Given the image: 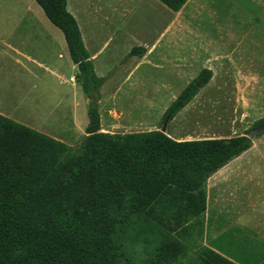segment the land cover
I'll use <instances>...</instances> for the list:
<instances>
[{"label": "trees", "instance_id": "1", "mask_svg": "<svg viewBox=\"0 0 264 264\" xmlns=\"http://www.w3.org/2000/svg\"><path fill=\"white\" fill-rule=\"evenodd\" d=\"M33 1L63 34L78 68L75 80L88 99V124L73 151L0 115V264H121L117 244L126 234L119 237L118 230L127 222L150 225L153 238L155 228H164L152 264H172L187 250L195 252L197 264H242L227 256L235 251L234 230L208 246L194 236L203 232L207 180L251 147L247 134L264 118L229 138L175 140L160 130L102 132L98 100L107 77L95 74L67 0ZM159 1L178 11L187 0ZM144 52L133 47L128 57ZM211 77V70L202 69L163 120H172Z\"/></svg>", "mask_w": 264, "mask_h": 264}, {"label": "crops", "instance_id": "2", "mask_svg": "<svg viewBox=\"0 0 264 264\" xmlns=\"http://www.w3.org/2000/svg\"><path fill=\"white\" fill-rule=\"evenodd\" d=\"M32 1H26V9L14 19L13 28L4 29V25L0 24V91L5 90V97H0V115L42 132L43 125L36 127V123L29 124L14 118L24 115L19 111L22 102L30 103V88L23 85L46 83L49 77L63 83L61 79H67L64 74L70 73L68 76L75 77L78 68L69 57L63 34L52 31L49 26L53 24L44 13L45 17L41 15L40 18V11L34 9L32 4L30 6ZM130 1H139L137 14L136 8H133V12L132 8L126 7L129 0H109L107 6L104 0H67V10L78 23L95 74L107 77L99 90L98 100L102 132L133 133L117 132L112 125L109 126L112 123L110 120L107 121V127L103 122V115L107 114H136L126 102L129 85L136 88L139 102L136 111H140V115L154 113L155 107H160L164 115L182 90L178 85L190 83L202 69L211 70L212 77L201 89L210 85L217 70H224L222 73L227 76L233 74L229 69H240V82L264 84V72H261L264 69V0H187L178 11L170 10L159 0ZM91 3L92 6H88ZM245 5L251 6L252 11L247 12ZM83 19L87 21L81 24ZM135 20H138L139 25H133L134 29L144 28V34L142 31L138 33L142 35L137 39V45L140 46L126 45L132 35L126 28L128 23ZM117 33L124 37V44L119 40L112 49L113 37ZM133 47H143L144 54L128 57ZM67 56L69 61H66ZM61 60L69 66V70L63 72L62 68L53 67V63L58 65ZM194 69H197V73L191 75ZM65 90L68 100L56 117L62 113L63 116H69L74 127L85 132L88 117L84 123L78 122L77 111L80 99L84 117L87 116L88 99L79 83L71 86L70 93L74 90L72 96L67 93L68 85ZM8 92L10 96L16 94L19 102L11 103ZM167 98L170 101L164 106ZM30 104L32 107L37 105L35 98ZM166 133L175 140H181L170 135L167 129ZM260 138L256 140L263 142L264 134ZM255 142L252 140L251 147L239 157L248 154ZM263 157L257 160L261 161ZM251 178L254 180L252 188L255 196L252 198L253 213L250 220L244 215L237 219L234 226L219 231L216 237L203 246H208L210 241L224 232L234 230L235 251L226 254L229 259L236 258L242 264H264V173H252ZM206 191L208 198L207 184ZM221 246L226 248L227 243Z\"/></svg>", "mask_w": 264, "mask_h": 264}, {"label": "rangeland", "instance_id": "3", "mask_svg": "<svg viewBox=\"0 0 264 264\" xmlns=\"http://www.w3.org/2000/svg\"><path fill=\"white\" fill-rule=\"evenodd\" d=\"M26 1L0 0V24L4 25V29L13 28L14 19L26 9V5L28 4ZM104 1L107 2L104 4L105 6L109 5V0ZM130 3L131 1L129 0L126 7L132 8L133 12V8H136L135 13L137 14L140 8L139 1ZM31 4L34 9L40 11V18L41 15L45 17L35 2L32 1L30 2V6ZM92 4H88V6L91 7ZM244 8L247 12H251L253 9L249 5H245ZM135 13L133 14L136 15ZM86 21V19H83L81 24ZM128 24L126 31H131L132 35L126 45L140 46L137 45V39L139 36L142 37V35H138V33L144 28L140 27L139 30L134 29L133 25H139L138 20ZM49 27L52 31H57L61 34L55 26L51 25ZM142 33L144 34L143 31ZM120 34L117 33L113 37L112 49L119 43V40L124 44V37L120 36ZM120 46L123 47L121 44ZM68 59L69 57L67 56L66 61ZM53 64V67L62 68L63 72L69 70V66L63 60L58 65ZM230 70L233 74L229 76L222 73L224 70H217L210 85L201 89L193 101L168 122L167 132L170 135L176 136L181 140L229 138L245 134L256 121L264 118V84L240 82V78L238 77L240 69H229V72ZM261 72H264V69H261ZM196 73L197 69H194L191 75ZM69 74H64L67 79L66 81L65 79H61L64 81L63 83L54 77H49L46 78V83L23 85L27 89L30 88V103L35 98L37 105L32 107L30 103L22 102L23 104L21 103L19 111L24 115L14 118L24 120V122L29 124L31 122L36 123V127L40 124L43 125V133L66 141V144L74 151L85 136V132H82L79 128L77 130L69 116H63L62 113L56 117L68 100L65 94L66 85H68L67 93L72 96L74 90L71 94V86L77 83L75 77L71 78L68 76ZM185 84L181 83L178 87L180 86L183 90L189 83ZM178 87H174L175 90ZM135 89L134 85L128 86L129 94H127L126 102L131 107L130 109L133 108L136 114L122 116L103 115V122H105L106 127L107 121L110 120L112 123L109 126L112 125L113 129L117 132L160 130L164 123V115L160 112L161 108L155 107L154 113H142L140 115V111H136L138 110L139 102ZM7 95L10 98V102H19L16 94H11L10 96L8 92ZM0 97H5V90L0 91ZM1 100L3 101V98ZM169 101L170 99L167 98L164 101V106ZM78 104H80L77 111L78 122L84 123V119H87V116L84 117L83 105L80 99ZM263 134L261 133L253 138L256 144L248 154L232 160L208 180L207 209L202 218L204 223L203 232L202 236L198 234L194 236L200 244L206 245L209 240L219 234V231L234 226L237 219L244 215L250 220L253 213L252 198L255 196V190L253 191L252 188L254 180L251 178V175L257 172L264 173V157L261 161L259 160L260 162L257 160L261 156H264V141L260 142L261 140H256L261 139L260 137ZM257 141L260 143L258 144ZM253 159L256 161L254 162ZM162 229L155 228V232L153 230V238L151 237L152 227L150 225L140 227L138 223L130 222L119 225L118 236L123 237V233L126 234L124 242L117 244L121 256V264H152L153 250L159 244L158 237L163 236ZM172 264H197L195 252L187 250L183 256H180Z\"/></svg>", "mask_w": 264, "mask_h": 264}, {"label": "water", "instance_id": "4", "mask_svg": "<svg viewBox=\"0 0 264 264\" xmlns=\"http://www.w3.org/2000/svg\"><path fill=\"white\" fill-rule=\"evenodd\" d=\"M169 122V117H166V119L164 120V123L160 129V131L162 133H166V129H167V124ZM261 133H264V124L261 125V126H258V127H255L253 129H251L248 134H247V137L248 138H255L257 135L261 134Z\"/></svg>", "mask_w": 264, "mask_h": 264}]
</instances>
